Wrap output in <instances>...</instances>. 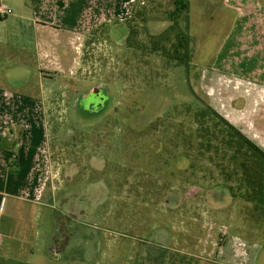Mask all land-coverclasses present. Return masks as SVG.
I'll use <instances>...</instances> for the list:
<instances>
[{"label":"rangeland","instance_id":"obj_1","mask_svg":"<svg viewBox=\"0 0 264 264\" xmlns=\"http://www.w3.org/2000/svg\"><path fill=\"white\" fill-rule=\"evenodd\" d=\"M177 1L134 2L126 19L74 42L71 18L52 26L58 34L13 33L26 22L20 9L0 19L1 85L43 99L46 108L53 175L43 198L52 208L37 222L50 246L43 264H181L182 256L192 264H264L262 210L228 180L222 153L201 149L194 118L204 104L217 105L206 76L219 69L244 8L188 0L189 10L179 11L191 37L187 70L155 45L173 24ZM91 17L84 11L73 20L82 27Z\"/></svg>","mask_w":264,"mask_h":264},{"label":"crops","instance_id":"obj_2","mask_svg":"<svg viewBox=\"0 0 264 264\" xmlns=\"http://www.w3.org/2000/svg\"><path fill=\"white\" fill-rule=\"evenodd\" d=\"M137 1L142 0H0V6L23 12L19 19L26 22L24 26L19 23L13 33H24L28 27L58 34L60 29L52 26L66 24L71 18L66 29L72 32L69 37L74 42L92 29L126 19ZM228 2L234 8L241 4L244 13L236 15L218 54L219 69L206 76L207 94L216 97L211 102L218 101L212 107L264 151V0ZM84 11L92 17L79 27L73 19ZM12 14L0 19L7 20ZM251 19L260 24L251 26ZM247 32L253 33L249 43ZM45 40L38 37L36 42L46 46ZM249 49L253 50L251 55ZM48 56L42 53L44 59ZM55 64L59 69L58 60ZM5 76L0 71V82ZM48 78L55 79V75ZM45 112L43 99L10 91L0 83V264H43L50 250L37 226L45 215L44 208H52L43 203L46 177L53 175Z\"/></svg>","mask_w":264,"mask_h":264},{"label":"trees","instance_id":"obj_3","mask_svg":"<svg viewBox=\"0 0 264 264\" xmlns=\"http://www.w3.org/2000/svg\"><path fill=\"white\" fill-rule=\"evenodd\" d=\"M176 3L177 13H170L173 24L155 38V45H164V54L177 66L185 65L189 70L192 59L191 37L188 26L186 29L180 26L179 11L189 10L190 6L188 0ZM167 42L170 48L165 46ZM194 118L196 137L202 139L199 145L201 149L209 154L222 153L220 167L228 171V180L239 181L246 200L254 203L255 208L262 210L264 215V151L208 104L198 108ZM225 159L228 160L226 165L223 163ZM181 264H192V261L182 256Z\"/></svg>","mask_w":264,"mask_h":264},{"label":"built area","instance_id":"obj_4","mask_svg":"<svg viewBox=\"0 0 264 264\" xmlns=\"http://www.w3.org/2000/svg\"><path fill=\"white\" fill-rule=\"evenodd\" d=\"M10 14H12V10L5 8L3 6H0V16L1 17H7Z\"/></svg>","mask_w":264,"mask_h":264}]
</instances>
